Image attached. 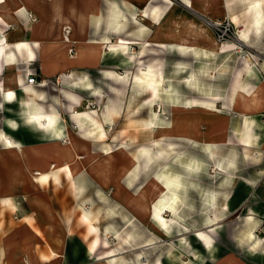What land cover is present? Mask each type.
<instances>
[{
    "label": "crops",
    "instance_id": "crops-1",
    "mask_svg": "<svg viewBox=\"0 0 264 264\" xmlns=\"http://www.w3.org/2000/svg\"><path fill=\"white\" fill-rule=\"evenodd\" d=\"M180 1L183 7L165 0H113V4L110 3L114 6L111 15L115 20V43L109 44L101 32L94 38L90 36L92 21H100V27L103 24V12L91 0H0V106L4 114L8 113L7 109L13 113L3 116L0 131L12 143L21 148L25 146L24 154L18 157L5 150L0 141L1 152L5 158L22 161L28 178L37 186L35 179L42 176V172L46 176L49 172L53 174L54 168L51 164L48 167V163L55 157V150L60 149L56 143H64L62 139L67 141L75 137L86 141L93 151L99 150L92 149V144H104L110 139L111 131L103 140L105 125H110L117 110H112L108 101L119 109L113 116V130L124 111L135 107L140 97H150L149 105L142 108L153 107V116L146 121L149 125L144 127L149 137L147 144L156 139L194 143L189 152L177 153L175 157L170 156L171 145L163 143L169 160H173L178 169L164 166L165 172L158 174L159 181L148 178L144 183L149 182V187L145 184L137 189L146 193L139 194L136 190L122 195V190L129 188L122 186L121 175L138 162L132 158L128 168L126 164L120 165L121 149L111 154H88L86 150L79 153L73 140V150L77 154L87 155L90 161L96 153L102 162L101 175L96 173V166L79 174H87L89 181L84 178L85 185L89 189L93 185L100 192L113 188L115 204L127 209L132 219L147 232L142 247L154 242L153 231L159 232L150 211L158 182L177 193L188 180L184 167L194 170L190 173L196 175V185L201 187L202 177L206 176L208 182L204 187L211 192V197L205 200V205L196 199L194 210L186 203H175V214L164 212L167 219L175 217V222L178 220L188 230L168 233L172 223L167 232H162V236L165 234L171 239L169 249L162 259L147 264H264V0H194L198 7L193 9L187 5L188 0ZM225 18L232 21L235 33L233 39L224 41L227 47L222 49V42L215 40V32L205 21ZM64 27L70 29L68 39H64ZM70 39H76V54L72 46L70 51L73 52L67 55L66 50L72 45ZM86 40L102 45L89 44ZM246 51L248 55H244ZM154 61L161 62V84L150 75L146 80L152 81L153 88L124 81L127 74L112 71L128 70L132 74L137 66ZM33 70H36L35 75ZM29 76L35 78L33 83L28 82ZM160 97L163 101L159 110L170 115L168 121L153 120L157 119L154 113L156 99ZM78 107L95 109L97 116L95 112H73ZM100 127L104 130L102 135L97 133ZM154 128L159 132H154ZM27 143L35 145L29 147ZM65 145H62L65 152L72 151L71 146ZM164 158L167 163V157ZM36 159L44 160L37 166L44 169L31 166L30 160ZM158 160L154 158L152 163ZM208 163L214 173L205 175L203 171ZM29 167L37 174L32 176ZM82 167L83 164L78 165L77 172ZM133 169L136 171V167ZM145 170L150 174V168ZM138 171L142 176L144 170ZM16 175L20 179L14 183ZM60 176H64L63 173ZM8 179L3 188L0 187V194L7 195L8 191L9 195H22L27 204L41 210L48 230L56 227L57 233H63L60 230L63 223H57L56 209L50 200L23 191L20 174H10ZM13 186L16 188L12 189ZM134 196L145 201L146 210L133 199ZM82 197H86L85 192ZM203 207L209 211L202 225L191 228L189 225L197 222L198 214H203L198 208ZM87 210L96 217L93 208ZM193 211L194 218L190 215ZM231 213L233 217L228 218ZM82 217L90 221L88 216L83 214ZM90 223L89 231L97 232ZM18 233L11 232V228L4 231L0 237L3 248L10 247L6 240L14 239ZM98 244V238L94 237L85 249V258L98 259L94 264H113L111 256L115 261L123 257L106 243L96 252ZM134 254L135 264H139V251ZM11 255L4 254V264H9ZM24 261L16 264H30ZM35 264L69 262L67 257L51 248L48 257L38 255Z\"/></svg>",
    "mask_w": 264,
    "mask_h": 264
},
{
    "label": "rangeland",
    "instance_id": "rangeland-1",
    "mask_svg": "<svg viewBox=\"0 0 264 264\" xmlns=\"http://www.w3.org/2000/svg\"><path fill=\"white\" fill-rule=\"evenodd\" d=\"M78 1L83 2V0H78ZM85 2H87V0H85ZM91 2L95 4L97 7L101 8L103 12V16H101V23L103 20V24H101L100 27L99 26L100 21H92L90 26V36L94 38L98 35L99 32H101V34H104L106 36V37L104 36V39H106L107 43L109 44L115 43L114 42L115 20L113 15H111V13L113 14V9H114V6L112 5L113 0H91ZM166 3H171L174 6L183 7L180 0H168ZM205 22L212 28L211 25L212 20H207ZM233 29H234V25H233ZM69 30L70 29L68 27H67V31L63 29V32L65 34L64 39H68L67 37ZM70 40L72 45H69V47L67 48L66 50L67 55L69 52L72 53L73 51H75L76 54V47H75L76 39H70ZM215 40L218 42L217 39ZM79 41L82 42L84 40H79ZM85 42L89 44L90 43L98 44L100 45V47L102 45L94 40L93 41L86 40ZM128 44H129L128 49L131 50L130 49L131 45L130 43ZM226 45H227L226 43L222 42L221 44L222 49L227 47ZM71 47L73 48V51H70ZM90 55H94V54H90ZM33 71L35 72V73L33 72V74L35 75L36 70ZM112 71L119 75L127 74L126 78L123 79L124 81L131 80L133 82L151 86V88H153L154 84L152 83V81L151 83L150 82L148 83V81L146 80L147 77L152 75L153 79H157L159 81L158 83L161 84V62L159 61L147 63L145 66L139 65L136 67L134 73L132 74L128 70H123V71L112 70ZM119 80L123 81L122 79H118L117 81ZM207 97L209 96H206L205 98ZM149 99L150 97H140L139 102L137 105H135V107L133 108L129 107L127 111L123 112L120 121L117 122L116 128H114L113 130H111L113 127V116H115L118 113L119 109L116 106H114V104L111 105L110 101H108L112 110L116 109L117 113L113 114L110 125L109 124L105 125L106 132H105V138L103 140H105L108 137L109 131H111L110 139H108L104 144L101 143L99 145H95V144L91 145L92 149L99 151L91 150L89 144L86 143V141L84 142L83 140L76 139L75 137L72 136L71 131L68 130L71 136L73 137L72 140H75L77 144V152L79 153L86 150L88 154L92 152L111 154L112 152L115 151H117L118 153V151H120L119 149H121L120 151L121 153L118 154L120 156L119 158L120 165L126 164L127 166L132 158H134L138 162V165L134 164L131 165L129 168L127 166L128 169H126L121 175L122 178L120 180L122 186L129 188V189H123L122 195H129L131 194V191L135 192L138 188L142 189L141 187L145 184H147V187H149V182L144 183V181H146L148 178L152 179L153 177H158L159 176L158 174L165 172L164 166L169 165L172 170L178 169V165L174 166L173 160H169L168 153H166L167 151L164 149L163 143H166V145L167 143L171 145L172 153L170 156L172 157L178 155L177 153L183 154L185 152H189L192 148V145L194 144L190 141H186V143L184 142L179 143V139H176L177 141L171 140V142L173 141V143L171 142L169 143L168 140L164 141L161 139H156L153 142L151 141V143L153 144L155 143L154 144L155 146H152L150 142L147 144V139L149 137H147L148 134L147 131H145L144 127L149 125L146 121H148L153 116L152 113L153 107L152 106L151 108L147 107L145 108V110H143L142 108L144 105L147 104L149 105L148 102ZM162 99L163 97H160V100L156 99V102L158 104L154 116L157 119L156 120L153 119L154 121H158L159 119H161L162 121L169 120L170 115L167 112L163 113L162 110L161 111L159 110L160 103L163 101ZM155 106L156 104L154 105V108ZM7 111L8 113H5L7 114V116L13 115L11 109H7ZM76 111L95 112L96 116L98 113L95 109L83 110L80 109L79 107L76 108L75 111L73 112ZM5 114L3 113V108L0 106V127H2L1 121H3L2 118ZM155 123L160 124L162 122H155ZM152 126L160 127V125H152ZM74 129L77 130L80 135H82L81 131L75 128V126ZM137 129H139L140 131L139 134H137L138 131ZM154 132L156 133L159 132V129L154 128ZM86 140L90 141L89 139ZM62 141H64V143L61 144L56 143V145H58L60 149L55 150L56 155L53 158V160H51L48 163V167L51 164L52 167L54 168L55 162L56 163L62 162L63 165H66L67 163L66 160L61 158L62 154L65 152L62 146L65 144V139H62ZM26 145L31 147L34 146L35 143H27ZM23 147H25L24 144ZM2 148H3L2 145H0V187L5 185L10 180L8 179L10 174L11 175H13L14 173L20 174L23 180V185H22L23 191L27 192V194L30 193L29 195L31 194H33L32 196L35 195L34 197L37 196L41 199L43 198L46 201L50 200L49 202H51L54 205L56 209L55 215H56L57 223L58 224L63 223V226H60V230H62L63 233H57L56 231L57 230L59 231V229H57L56 227H53L51 230L50 229L48 230L47 226H45V220L42 218L41 210L35 208L32 205L27 204L25 202L26 200L23 198L22 195H11V194L9 195L8 191L5 190L7 191L6 193L7 195H4V193L0 194V237L2 233L8 230L9 228H11V232L18 231L19 233L16 234V237L14 239L6 240L8 243L11 244L10 247L3 248V244H2L3 241L0 240V255H1L0 264H4L3 261L5 260L4 254L7 255L12 254L11 257L9 258L10 259L9 264H16V262L18 261H21V263H25L24 260L28 261L30 264H35L37 262L38 255L40 258L48 257L51 248L56 249L61 255L67 257L69 264H94L98 259H94L93 257L85 258V249L89 247L90 240H92V238L94 237H97L99 242L96 252H98L100 249H103L104 248L103 245L106 243L107 246H111L112 248H114L115 252H118V255L121 254L123 256L122 258H120V260H116V261L113 260L112 259L113 256H111L110 261H112L113 264H135L136 255L134 253L137 251H139L138 254L139 264H145V263L147 264L148 262H153L154 260L158 261L159 259H162L163 255L169 249L171 239L170 237L165 236V234L162 236V232L164 230L160 228H159L160 234L158 231H153V233L156 235V237L154 238V242L151 243L150 245L146 243V245H143L141 247L140 245L142 243H145L146 241L144 240V238H146L144 236H146L147 232H145V229L142 226H140L139 223H137L135 220L132 219L130 213L126 211L127 209L124 210V208H122L118 203L115 204L116 203L115 201L117 200L112 197L113 188L108 187L100 192V190H98L97 187H94L93 185L91 186L90 189L88 185L87 186L85 185V179L86 181H89L87 174L85 173H82L81 175L79 174L84 171L88 172L89 168L94 169V166H97V162L89 161L87 155L85 156L82 154H78L79 159L77 158L75 161L70 163V166L75 169L78 165L79 167H81V164L84 165V167H82L79 170V172H77V174L74 175L76 182L75 184L73 181L74 180L73 177L66 175L65 174L66 171H64V167L62 166L58 170L54 168L53 174L49 172L48 176H46L45 172H42V176H39L38 178L35 179L38 183L37 184L38 187H37L35 183L28 178L25 171V166L22 163V161L16 159L14 160L8 157H6L7 158L6 159L1 152ZM164 157H167V161H166L167 163H165ZM154 158H159L158 162L152 163ZM41 161L43 162L44 160L36 159V161L30 160L31 163L29 161L28 162L32 164L31 165L32 167L38 168L37 167L38 163L39 162L41 163ZM99 161L100 159L98 160V162ZM89 164L91 166H89ZM205 164H207V162ZM135 167H136V171L139 170L138 172L144 170L142 176H140L141 174H138L133 169ZM206 167L207 168L204 169L203 171L205 175H208L209 173L212 174L214 173L210 171L211 169L210 163H208ZM147 168L151 169L149 172L150 174H146L145 169ZM38 169H44V168H38ZM190 171H194V170H190V169L186 170L184 167V172H186L185 176H187L188 180L186 183H184L181 187L178 188L177 190L178 198H175V203L176 204L181 203L182 205L186 203L194 210L195 200L197 199L198 201H200V203L202 201L203 205H205L204 204L205 200L208 197H211V192L206 191L204 187L206 182H208L207 179L205 178L206 176L202 177L201 187H200L195 184L197 178L196 175H194L192 172L190 173ZM35 172L37 174V171ZM61 173H63L64 176H60ZM173 173L175 172H171L170 174ZM77 175L79 176L76 178ZM49 179H50V183H48ZM132 179H135L137 183L133 182ZM138 179H141L142 181L138 182ZM43 183L45 185H43ZM46 183H48V185ZM6 187L8 189V185ZM138 190L136 193L139 194L146 193V192H142L143 190L141 191ZM84 192L86 197H82ZM85 201L86 203H84ZM151 202L152 201H150V205H152ZM90 208H93L96 215L95 218L92 217L90 210H87ZM198 211L199 212L202 211L203 214L202 215L198 214L197 222L195 224L189 225L191 226V228H193L194 225L195 226L202 225L201 222L204 220L206 216V212L209 211V208L203 207L201 208V210L200 208H198ZM84 212L88 214L89 218L91 217L89 222H86L83 219L82 215L84 214ZM190 215L194 218L195 217L194 211ZM233 215L234 214L231 213L230 215H228V218L233 217ZM30 216H34L35 218L30 219L29 218ZM167 217H172V216H167ZM172 218L175 219V217ZM90 222L92 223L93 226L97 228V232H95L96 234L91 233L89 231ZM179 224L180 223H178V220L174 222L171 225L170 231L168 233H171L174 230L177 231H182L183 229L184 231L185 229L188 230L187 226L180 224V226L182 225V227H180ZM53 236L56 238H52ZM138 245L139 248L136 249ZM147 248L148 250H146Z\"/></svg>",
    "mask_w": 264,
    "mask_h": 264
},
{
    "label": "bare ground",
    "instance_id": "bare-ground-1",
    "mask_svg": "<svg viewBox=\"0 0 264 264\" xmlns=\"http://www.w3.org/2000/svg\"><path fill=\"white\" fill-rule=\"evenodd\" d=\"M166 2L168 0H165ZM187 5L190 7V8H196L198 7V2L197 1H194V0H191L187 3ZM64 29H67V27ZM120 45V44H119ZM150 78V77H149ZM207 109H210V107L206 106ZM39 115V114H37ZM52 122V121H51ZM51 124V123H50ZM34 125V124H33ZM41 127V126H40ZM14 128V127H13ZM39 128V127H38ZM48 128V127H47ZM47 130V129H46ZM50 131V130H49ZM103 128L100 127L98 129V132L99 134H103ZM63 132V131H62ZM93 132V131H91ZM52 134V133H51ZM53 134H55L53 132ZM0 138H1V141L3 142V146L5 147V150L8 149L9 151H11L13 154H17L18 157H20L21 155L24 154V148L22 147L21 148V145H16V143H12L11 141H9L8 139L5 138V136H3V134L1 133L0 131ZM65 144H69L68 146H71V149L72 151H67L64 153V155L62 156L63 159H66V165H63L62 162H57L55 163L54 165V168H56L57 170L60 169V167H64L65 171L70 175V176H73V181H74V184L76 183L75 182V172H77L76 169H73L71 166H70V163L76 158L79 159V155L77 154L76 151H74V143H73V140H71V138L67 141H65ZM67 145H65L64 147H66ZM86 154V153H85ZM100 158L97 156L96 153L93 154V158L90 159L91 162L93 161H96L97 162V166H96V173L97 174H102L100 171H99V167H101L102 165V162L99 161ZM65 164V163H64ZM29 169V173L34 176L36 175V172L32 169V168H28ZM16 179L14 181V183L18 182L19 179H20V176L16 175ZM33 179V178H32ZM104 179V178H103ZM102 179V180H103ZM154 180L156 181H159L157 177H154ZM159 185V186H158ZM158 185L157 187L158 188V192L156 194V197L153 198V201H152V206L153 208L150 210L153 212L154 216V226H156L157 228H160V229H163L164 232H167L168 231V228L169 226L175 222V219L174 218H171V219H167L164 215V212H168V211H171L172 213H176V209H175V198H178L177 197V193L174 189L168 187L165 183H161V182H158ZM76 187V185H75ZM16 187L13 186L12 189H15ZM133 199L135 200H138L139 202V205L141 206V208L143 210H146L147 207H146V203L143 199L137 197V196H134ZM131 201V200H130ZM90 213V212H89ZM84 215L88 216V214L86 212H84ZM91 218V217H90Z\"/></svg>",
    "mask_w": 264,
    "mask_h": 264
},
{
    "label": "built area",
    "instance_id": "built-area-1",
    "mask_svg": "<svg viewBox=\"0 0 264 264\" xmlns=\"http://www.w3.org/2000/svg\"><path fill=\"white\" fill-rule=\"evenodd\" d=\"M211 25L215 32L214 33L215 37L219 42H224V41L233 39V35H234L233 33L235 32L233 29V23L230 19L225 18V19H220V20H212ZM65 30L67 31V29ZM248 53L249 51H246L244 55L246 54L248 55ZM34 81H35V78L33 76L28 77V82L33 83Z\"/></svg>",
    "mask_w": 264,
    "mask_h": 264
}]
</instances>
